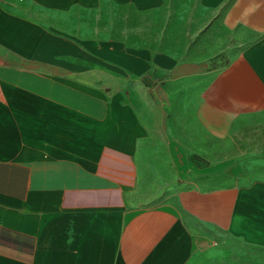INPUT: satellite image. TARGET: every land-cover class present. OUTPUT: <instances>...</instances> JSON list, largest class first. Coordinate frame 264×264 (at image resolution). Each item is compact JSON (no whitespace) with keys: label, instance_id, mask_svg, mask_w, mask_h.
Wrapping results in <instances>:
<instances>
[{"label":"crops","instance_id":"1","mask_svg":"<svg viewBox=\"0 0 264 264\" xmlns=\"http://www.w3.org/2000/svg\"><path fill=\"white\" fill-rule=\"evenodd\" d=\"M185 1L180 49L63 30L104 0H0V264H264V0Z\"/></svg>","mask_w":264,"mask_h":264},{"label":"rangeland","instance_id":"2","mask_svg":"<svg viewBox=\"0 0 264 264\" xmlns=\"http://www.w3.org/2000/svg\"><path fill=\"white\" fill-rule=\"evenodd\" d=\"M185 0H170L161 11H135L117 5L116 3L104 0L98 8H80L79 11L65 12L62 15L64 29L68 33L75 32L80 36H106L107 34L136 35L143 34L146 44L153 46L152 41H156V48H163L168 44L163 43L167 39H173L172 46L183 49L185 46L186 33L189 32V39H200L202 20L191 19L190 14L186 13ZM189 8V7H188ZM138 20V22H137ZM144 21L141 24V21ZM139 24V27H136ZM143 25V26H142ZM160 39H153V38ZM49 44L56 39H48ZM80 40V46L84 49H91V39ZM96 49V47H94ZM98 51V50H97ZM95 52V50H93ZM94 57H84L76 59L81 61L82 66L93 65ZM101 66V65H100ZM97 66L92 73L82 70L79 76L81 80H91L102 86L107 87V78L104 66ZM76 77V76H75ZM153 182V181H149ZM164 182V183H163ZM167 185V178L161 177L153 182L154 186H147L138 192V195L148 197L161 196L162 184Z\"/></svg>","mask_w":264,"mask_h":264}]
</instances>
